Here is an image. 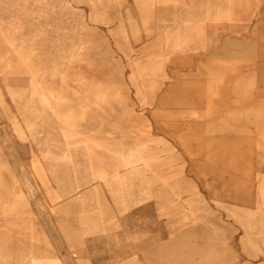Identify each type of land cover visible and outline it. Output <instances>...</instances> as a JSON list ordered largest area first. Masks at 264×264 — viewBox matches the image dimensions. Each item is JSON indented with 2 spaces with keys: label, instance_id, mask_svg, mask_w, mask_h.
<instances>
[{
  "label": "rangeland",
  "instance_id": "374dc122",
  "mask_svg": "<svg viewBox=\"0 0 264 264\" xmlns=\"http://www.w3.org/2000/svg\"><path fill=\"white\" fill-rule=\"evenodd\" d=\"M49 256L264 264V0H0V264Z\"/></svg>",
  "mask_w": 264,
  "mask_h": 264
},
{
  "label": "crops",
  "instance_id": "0c3cea01",
  "mask_svg": "<svg viewBox=\"0 0 264 264\" xmlns=\"http://www.w3.org/2000/svg\"><path fill=\"white\" fill-rule=\"evenodd\" d=\"M58 258L56 257H37V258H33L32 261L34 262H28V264H64L61 260L58 262L57 261Z\"/></svg>",
  "mask_w": 264,
  "mask_h": 264
},
{
  "label": "bare ground",
  "instance_id": "6f19581e",
  "mask_svg": "<svg viewBox=\"0 0 264 264\" xmlns=\"http://www.w3.org/2000/svg\"><path fill=\"white\" fill-rule=\"evenodd\" d=\"M49 197H51V194H49Z\"/></svg>",
  "mask_w": 264,
  "mask_h": 264
}]
</instances>
